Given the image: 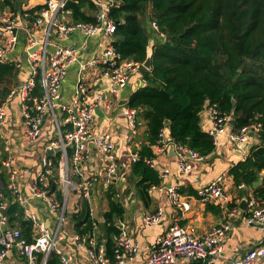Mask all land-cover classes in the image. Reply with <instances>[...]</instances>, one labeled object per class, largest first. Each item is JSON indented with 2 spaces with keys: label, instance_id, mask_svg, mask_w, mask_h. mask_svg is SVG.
<instances>
[{
  "label": "built area",
  "instance_id": "1",
  "mask_svg": "<svg viewBox=\"0 0 264 264\" xmlns=\"http://www.w3.org/2000/svg\"><path fill=\"white\" fill-rule=\"evenodd\" d=\"M4 1L0 0V4ZM67 1L45 0L40 9L25 11L23 22L10 11H0V62H9L17 70L27 65L30 70L28 77L12 85L5 101L0 102V148L4 153L1 164L8 177L6 190L0 188V264H15L6 262L12 253L21 264H47L53 252L60 256L62 264H74L72 254L65 248V241L87 248L91 264H128L141 251V245L128 230L121 229L112 235L113 259L108 258L106 240L96 237L99 224L94 220L92 210L89 212L93 222L92 235L82 236L73 232L68 238L65 232L71 206H80V202L86 200L91 208L96 190L92 163H102V182L109 187L118 180L122 156L132 163L140 159L133 145V137L138 134L141 125L140 110L127 103L119 114H113L117 102L112 96L125 89L132 76L143 68L142 61L123 58L113 44L116 22L111 11L119 5L118 0H93L96 10L91 22L75 21L71 9L66 7ZM152 26L158 37H166L156 21L152 22ZM77 34L83 36L82 43L71 42ZM97 36L102 38L101 50L95 56L83 59L81 55L86 52L89 40ZM33 48L35 50L31 51ZM14 52L18 56L13 57ZM72 66L76 70L75 88L71 98L65 100L62 87ZM38 84L40 93L35 91ZM15 96L21 100L29 146L35 147L40 142L46 121L52 127V131L46 134L41 164L35 172L31 166L20 162L15 144L5 129L6 107L9 99ZM209 108L207 131L214 137L215 143L218 142L217 136L228 129L229 140L237 148L250 143V132L253 129L256 131L255 127L243 126L236 130L230 123L232 116L222 113L216 106ZM98 111L108 119L102 128L98 123ZM118 116L125 118L129 130V141L122 154L118 151L117 129L114 128ZM56 148L59 151H55ZM169 148L177 156L176 164L181 176L188 175L194 164L206 159L198 151L167 138L162 129L154 145V156L146 159L147 164L155 168L156 156ZM49 151L52 153L49 154ZM169 172V168L161 169L160 183L152 184L149 189L164 190L170 206L187 212L192 207L191 197L181 190L179 184L166 186L164 180ZM32 175V193L26 195L22 186ZM228 176V173H223L196 191V197L204 204H228V217L201 235L195 233L192 227L178 223L171 225L151 245L144 264H179L181 260H201L205 264H213L216 259H223L225 264H264V242L250 247L239 256L223 257L225 240L233 230L232 218L241 211L244 213V224L264 226V203L255 195L250 196L247 198V209L243 211L240 208L242 199L233 196L228 189ZM246 187L245 184L238 186L239 189ZM6 191L13 201L25 207L26 218L32 224L28 236L10 223ZM115 196L119 198L120 195ZM35 198L45 202L48 211L56 214L53 226L29 208L30 200ZM165 211V207L159 206L154 212L146 213L145 224L156 228L162 222ZM50 216L53 217L52 214Z\"/></svg>",
  "mask_w": 264,
  "mask_h": 264
},
{
  "label": "trees",
  "instance_id": "2",
  "mask_svg": "<svg viewBox=\"0 0 264 264\" xmlns=\"http://www.w3.org/2000/svg\"><path fill=\"white\" fill-rule=\"evenodd\" d=\"M118 1L111 11L116 22L113 44L123 58L144 62L149 40L157 38L152 67L142 73L146 83L130 94L128 103L140 110L147 124L144 140L139 148L135 146L140 159L132 163V176L140 177L136 182L140 195L147 200L150 186L161 181L159 171L146 159L154 156L162 129L169 128V139L204 156L215 150L214 137L202 128L201 113L206 106H216L236 120L234 129L256 128L260 143L253 145L245 159L233 164L228 173L235 186L254 188V195L264 199V182L253 186L264 171V0ZM16 2L6 0L1 7L14 10ZM66 7L75 21L94 20L93 0H68ZM153 21L166 35L164 39L157 36ZM14 69L13 64L0 62V83L12 78ZM35 91L40 93L39 84ZM7 180L0 162L2 190H6ZM113 196L109 195L110 209L104 215L111 259L112 235L121 231L114 222L115 214L123 211ZM6 198L11 225L28 236L32 224L25 207L13 201L7 191ZM74 221L82 236L93 234L87 203L75 214ZM47 264H62L60 256L53 252Z\"/></svg>",
  "mask_w": 264,
  "mask_h": 264
},
{
  "label": "crops",
  "instance_id": "3",
  "mask_svg": "<svg viewBox=\"0 0 264 264\" xmlns=\"http://www.w3.org/2000/svg\"><path fill=\"white\" fill-rule=\"evenodd\" d=\"M45 0H17L15 3L14 10L8 8H2L0 4V11H10L17 15L20 21H25L24 12L28 9H34L37 6L43 5ZM95 13V12H94ZM156 36H153V39ZM83 36L77 34L74 39L71 40L72 43H82ZM157 41V38H156ZM155 41V42H156ZM102 38L101 36L94 37L89 40L88 48L85 53L81 55L83 59L95 56L102 48ZM155 44V43H154ZM13 57L18 56V53H12ZM14 76L12 78H7L6 83L11 81L12 85L15 83H21L29 75V68L27 65L21 70L14 69ZM73 75L68 78L69 75ZM66 77L63 87L62 95L65 100L70 99L75 88L76 82V70L75 66L70 68V72ZM68 78V79H67ZM145 80L143 74L139 71L134 74L125 89H122L117 95L112 96L113 100H116V104L113 108V114H119L122 110L124 104H120V100L129 98L130 94L136 90L138 87L145 85ZM6 85H8L6 83ZM12 85L6 86L3 92V98L1 101H5ZM7 89V91H5ZM7 117L5 129L7 134L12 139L13 144H15L16 152L20 156V162L26 163L33 168L35 172L41 164L42 147L46 134L52 131L51 124L46 121L44 125V133L40 139V142L35 147H31L26 143V128L24 125V118L21 113V100L18 96L9 99L7 104ZM210 108L206 106L201 113V125L202 128L207 131L209 126L210 118ZM98 123L100 128L108 123V119L103 115L101 111H98ZM117 129L116 138L118 140V151L120 154L124 153L126 150V144L129 141V130L128 125L122 116L117 117ZM147 130V124L145 120L141 119V125L138 130V134L133 137V141L139 148L141 141L144 140V134ZM165 135L169 138V128H166ZM230 130H226L224 133L217 136L218 142L216 143L215 150L208 156L202 163L194 164L193 170L186 176H181L177 168V156L175 152H172V148H169L167 152L160 153L156 156L155 164L156 169L160 171L163 168H169L170 172L165 178L166 186H171L174 184H179L181 190L191 198L192 207L187 212H181L168 204L167 196L164 190L159 189H149V196L146 199L139 193V187H137L136 182L140 180V177L134 175L135 183H132L130 176H132V162L128 160L127 157L122 156L120 158L118 173V180L115 184L107 187L102 182L103 177V165L100 162H94L91 164V168L94 169L96 174V190L93 194V199L91 202V208L86 200L80 202V206L74 205L70 207L69 222L66 225L65 232H67L68 238L73 232H77L75 227L74 216L79 213L83 208V204L87 203L89 206V212L92 210L94 220L99 224L96 230V237L98 239H107L105 222V213L110 209V194H114L112 197L115 202H118L122 206V214L117 216L115 214L114 222L120 229L128 230L131 237L141 245V251L136 256V258L129 262L128 264H144L150 253V247L155 242L159 235H163L167 232L169 227L175 223L183 226L192 227L194 232L201 235L208 231L215 225L220 224L228 217V204H204L196 197V191L201 186L207 184L208 182L215 179L217 176L228 173L230 167L240 160H244L248 155L250 148L260 143L258 139L257 132H250V143L246 147L237 148L229 140ZM137 138L139 141H137ZM1 145V144H0ZM4 158V153L0 148V162ZM226 179L229 191L233 196L240 197L241 199L250 197L254 195V188L246 187L241 190L235 186L233 177L228 173ZM262 185L264 182V171L260 173ZM34 185V175L29 177L22 188L26 195H31L32 188ZM119 194V198L115 196ZM258 197V196H257ZM240 199V201H241ZM261 203H264V199L258 198ZM262 199V200H261ZM234 204H231V206ZM29 208L36 211L40 217L45 218L48 223L53 226L55 222V213H50L47 209L45 202L41 199H32L28 204ZM159 206L165 207V215L156 228L148 227L144 222V215L148 212H154ZM53 215L50 216V214ZM244 213L241 211L240 214L232 218L233 230L229 233L228 237L224 243V258H233L245 253L250 247L264 242V226L261 225H246L244 224L242 217ZM92 220V218H91ZM71 225V226H70ZM93 225V222H92ZM93 230V228H92ZM31 231V229H30ZM29 231V234H30ZM65 248L69 251L73 258L74 264H91L90 258L88 256L87 248L78 247L73 241H65ZM108 258L109 255H108ZM111 259V258H110ZM112 260V259H111ZM7 263L21 264L20 260L16 257L14 253L10 254L7 259ZM179 264H205L201 260H181ZM213 264H225L223 259H216Z\"/></svg>",
  "mask_w": 264,
  "mask_h": 264
},
{
  "label": "water",
  "instance_id": "4",
  "mask_svg": "<svg viewBox=\"0 0 264 264\" xmlns=\"http://www.w3.org/2000/svg\"><path fill=\"white\" fill-rule=\"evenodd\" d=\"M154 41H156V38L153 39V37L149 40V43L147 46V56L143 62V68L141 69V73H144L145 71L150 70L152 67L153 47H154V43H155ZM35 48L31 49V51L35 50ZM120 101H121L120 104H127V103H129V98H125L124 100H120ZM169 122L170 121L167 119L166 123L168 124ZM230 123H231V125L235 126L236 120L234 118H231ZM248 145H249V143L244 145L243 147H246ZM55 151H59V148H56ZM171 151L174 152L173 149ZM51 153H52V151H49V154H51ZM260 182H261V179H258L256 182H254L253 186L257 187L258 184H260ZM240 208L243 211H246V209H247V198L246 197L242 198V201L240 203Z\"/></svg>",
  "mask_w": 264,
  "mask_h": 264
},
{
  "label": "rangeland",
  "instance_id": "5",
  "mask_svg": "<svg viewBox=\"0 0 264 264\" xmlns=\"http://www.w3.org/2000/svg\"><path fill=\"white\" fill-rule=\"evenodd\" d=\"M154 42H155V41H154ZM19 48H20V49L22 48V44L19 45ZM20 49H19V50H20ZM72 76H73V75L70 74V75L68 76V78H71ZM68 78H67V79H68ZM6 83H7L8 85H6ZM6 83H0V100H2V98H3V92H4L5 87H6V86H9V87H10V86L12 85V84H11V83H12L11 81H8V82H6ZM137 141H139L138 138H137ZM135 142H136V139H135ZM135 142L133 141V145L137 146ZM133 177H134V176H130V180H132V183H135V182H134L135 179H134ZM68 220H69V219H68ZM67 225H68V224H67ZM70 226H71V225H70ZM65 227H66V225H65Z\"/></svg>",
  "mask_w": 264,
  "mask_h": 264
}]
</instances>
